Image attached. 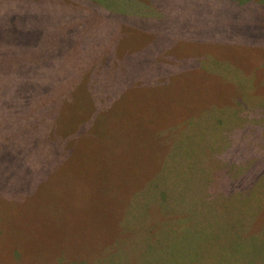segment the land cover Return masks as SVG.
Listing matches in <instances>:
<instances>
[{
    "label": "rangeland",
    "instance_id": "rangeland-1",
    "mask_svg": "<svg viewBox=\"0 0 264 264\" xmlns=\"http://www.w3.org/2000/svg\"><path fill=\"white\" fill-rule=\"evenodd\" d=\"M4 16L0 264H264V0Z\"/></svg>",
    "mask_w": 264,
    "mask_h": 264
},
{
    "label": "trees",
    "instance_id": "trees-1",
    "mask_svg": "<svg viewBox=\"0 0 264 264\" xmlns=\"http://www.w3.org/2000/svg\"><path fill=\"white\" fill-rule=\"evenodd\" d=\"M30 6V2H28V9ZM18 7H21L20 5H18ZM7 19V20H6ZM16 21V17H8L6 18L5 16L3 18H0V27H4L7 28V30H24L27 27V23H25L21 28H17L16 25H14L13 23H15ZM118 229V227H117Z\"/></svg>",
    "mask_w": 264,
    "mask_h": 264
}]
</instances>
